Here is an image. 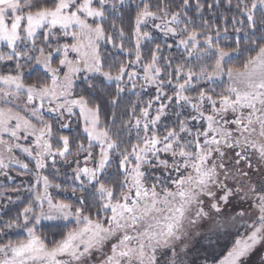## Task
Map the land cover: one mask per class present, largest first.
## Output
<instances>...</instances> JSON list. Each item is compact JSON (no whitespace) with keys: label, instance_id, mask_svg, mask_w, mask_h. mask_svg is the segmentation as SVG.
Here are the masks:
<instances>
[{"label":"snow or ice","instance_id":"obj_1","mask_svg":"<svg viewBox=\"0 0 264 264\" xmlns=\"http://www.w3.org/2000/svg\"><path fill=\"white\" fill-rule=\"evenodd\" d=\"M0 46V264H264V0H0Z\"/></svg>","mask_w":264,"mask_h":264},{"label":"rangeland","instance_id":"obj_2","mask_svg":"<svg viewBox=\"0 0 264 264\" xmlns=\"http://www.w3.org/2000/svg\"><path fill=\"white\" fill-rule=\"evenodd\" d=\"M2 47V46H0ZM221 81L226 82L225 79H218L214 84L219 83ZM75 125L73 126V129H65L63 130V134L65 135H76ZM6 163H9V168L6 169V171L9 172L10 176L15 177V180H8L5 179V177L0 174V191H3L5 188H11V187H20L21 191L19 193L20 195V200L26 199V198H31L32 193L28 191V188L31 184L35 182V169H34V163H30L29 167L31 171H29L27 174L20 175L18 174V166L15 164H11L9 161L6 160ZM42 175H48L50 180H54L55 183H60L62 184V187L67 188V190H58L55 188H50L49 192L51 193L52 197L54 200H64L65 202H75V197L72 195L71 189L67 187V184L69 183L64 179V176L62 174L60 175H54L51 171V169H44L41 173ZM40 190L43 191V185L39 186ZM11 195L13 197L14 203H17L19 201L15 200L16 193L12 192H7L5 193V196ZM6 202L4 197H0V203ZM47 207V205H45ZM44 225H48L49 222L44 221ZM63 223V222H62Z\"/></svg>","mask_w":264,"mask_h":264},{"label":"trees","instance_id":"obj_3","mask_svg":"<svg viewBox=\"0 0 264 264\" xmlns=\"http://www.w3.org/2000/svg\"><path fill=\"white\" fill-rule=\"evenodd\" d=\"M209 2H211V0H209ZM219 11H221V12H223L225 15H231V13H229V12H226L224 9H220ZM205 16L207 17V18H210V15L206 12L205 13ZM229 27H231V25H229ZM175 49H173V50H171V54H175ZM166 54H169L168 52H166ZM245 56H247L248 54L247 53H245L244 54ZM243 59V57H241V58H236V57H232L231 58V60H230V63H229V66H232V65H236V66H239L240 65V63H241V60ZM211 61H193V64H195V65H199L200 63H210ZM226 85V82L225 81H221V82H219V83H216V84H212V85H210V86H212V87H216L217 88V90L219 91L220 90V88L221 87H223V86H225ZM145 98H147V97H145ZM29 200V198H26V199H22V200H20L19 202H17V203H14L13 205H12V208H11V211H9V215H14L15 214V211L22 205V204H25V203H27V201ZM6 218V217H5ZM71 225H69V227H70ZM43 230L44 231H47L48 230V228H47V225L45 224L44 225V228H43ZM10 238H12V239H22V238H24V233H22V232H19V231H12V232H10Z\"/></svg>","mask_w":264,"mask_h":264}]
</instances>
